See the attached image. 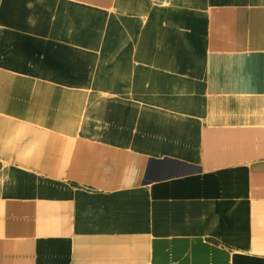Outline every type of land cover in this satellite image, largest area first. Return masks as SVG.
Returning a JSON list of instances; mask_svg holds the SVG:
<instances>
[{"label": "crops", "instance_id": "1", "mask_svg": "<svg viewBox=\"0 0 264 264\" xmlns=\"http://www.w3.org/2000/svg\"><path fill=\"white\" fill-rule=\"evenodd\" d=\"M25 1L0 0V44L14 35L4 49L54 68L31 73L36 52L0 62V264H264V0H184V25L205 11L201 93L153 83L126 127L84 134L79 118L70 135L64 17ZM86 32L71 40L91 47Z\"/></svg>", "mask_w": 264, "mask_h": 264}, {"label": "rangeland", "instance_id": "2", "mask_svg": "<svg viewBox=\"0 0 264 264\" xmlns=\"http://www.w3.org/2000/svg\"><path fill=\"white\" fill-rule=\"evenodd\" d=\"M186 3L184 0H119L109 10L91 11L56 0L24 2L25 8L40 7L47 11L49 22L63 15L64 35L72 45L69 50L62 46L55 50L64 58V85L80 92L79 99L71 95V99L65 97L62 103L66 112L58 127L61 133L73 134L79 118V131L84 134L92 126L98 129L110 127L115 131L116 127H126L125 123L136 114L137 105H141L140 89H151L153 83L155 88L162 89L163 83L182 84L186 78L193 85V93H201L203 41L199 22L205 11L197 6L194 10L193 4L192 17L187 18L184 25ZM85 30L94 37L91 47L83 43L76 45L71 40L73 36L77 37L76 31ZM3 37L1 63L8 57L29 58L36 52L32 54L35 59L32 62L38 63L32 65L31 73L44 76L50 72L49 67L54 68L49 62L47 67L45 61L40 60L43 57L39 54L41 51L4 49L3 45L18 38L14 35L12 39ZM185 58L188 62L184 66ZM168 62L171 63L170 71ZM65 90L68 88H63L62 92ZM69 92L75 94L72 90ZM97 102L100 103L95 107Z\"/></svg>", "mask_w": 264, "mask_h": 264}]
</instances>
